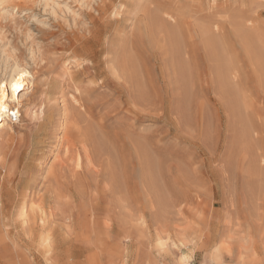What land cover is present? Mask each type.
<instances>
[{
  "label": "rangeland",
  "instance_id": "1",
  "mask_svg": "<svg viewBox=\"0 0 264 264\" xmlns=\"http://www.w3.org/2000/svg\"><path fill=\"white\" fill-rule=\"evenodd\" d=\"M14 61L0 264H264V0H0Z\"/></svg>",
  "mask_w": 264,
  "mask_h": 264
},
{
  "label": "bare ground",
  "instance_id": "2",
  "mask_svg": "<svg viewBox=\"0 0 264 264\" xmlns=\"http://www.w3.org/2000/svg\"><path fill=\"white\" fill-rule=\"evenodd\" d=\"M12 60V59H11ZM19 63V62H18ZM18 63H16L15 61L13 62V64L11 66H9L10 68H8V75H6V78L1 80L0 81V128L3 127L4 125H8V121L7 119L9 118L10 116V113L13 112L14 114H16V116L20 117V111H19V107L22 106L23 104V100H24V97H25V94L26 93V90H28L32 85V80H33V75L31 73V71H29L28 69H26L25 67H22L20 66ZM7 71V70H6ZM4 77V76H3ZM32 82V83H31ZM64 85V84H63ZM61 88V87H60ZM33 89V88H32ZM53 90L50 91V93H48L47 95V98H46V103L48 104V107L52 108V109H56L55 112H49V114H46V106L44 104V106H41L39 111L36 112V111H33L32 107L29 105V104H25L24 105V113L29 116L31 119H42V122H38L39 123V126L40 127L39 129L41 131L44 132V129L45 128H42V127H47L53 123V122H56L57 124V130H59L60 132H65L67 131V121H66V113H65V110L61 107L58 106V104L55 102L56 101V94H57V91L60 89L57 90V88H52ZM31 90V89H30ZM57 90V91H56ZM58 91V92H59ZM26 99V97H25ZM28 99V97H27ZM31 101V100H30ZM32 102V101H31ZM30 102V104H31ZM53 102V104H52ZM25 103H28V100L27 102ZM36 103V102H35ZM42 103V102H41ZM34 104V102L32 103ZM39 105V103H38ZM37 106V104L35 105ZM59 108V109H58ZM22 109V110H23ZM61 109V110H60ZM11 111V112H10ZM10 112V113H9ZM34 112H36V114H34ZM48 112V111H47ZM22 113V114H24ZM67 116V115H66ZM28 118V117H27ZM10 119V118H9ZM19 120V119H18ZM47 122V123H46ZM6 128V127H5ZM7 128H10V126L8 125ZM43 129V130H42ZM7 131V129H6ZM8 134L10 133L9 131H7ZM6 133V132H5ZM5 134H0V147L2 145V142L5 141V139L7 138L6 136H4ZM45 135V134H44ZM6 137V138H5ZM9 137L10 134H9ZM57 137V136H56ZM58 138H61V137H58ZM44 139V138H43ZM46 140V139H44ZM43 140V141H44ZM60 140V139H59ZM64 141V140H62ZM61 141V142H62ZM83 141V140H82ZM66 142V141H65ZM66 144V143H65ZM67 145V144H66ZM65 150V149H63ZM0 152H1V148H0ZM66 152V151H65ZM77 152V151H76ZM81 155V154H80ZM83 157V156H82ZM75 158V157H74ZM85 158V157H84ZM77 161H81V156H77ZM83 162V161H82ZM81 163V162H80ZM78 164V163H77ZM83 164V163H82ZM77 166V165H76ZM81 168V167H80ZM48 171V170H47ZM32 185V184H31ZM33 186V185H32ZM28 186H26L27 188ZM30 187V186H29ZM24 189V188H23ZM30 189V188H29ZM32 189V188H31ZM26 190V189H25ZM28 190V188H27ZM31 192V190H30ZM25 193V192H24ZM27 193V191H26ZM29 193V192H28ZM24 196V195H23ZM24 197H28V195H25ZM21 214L22 216H24L25 218H27V215H28V211H27V207L26 206H23V208L21 209ZM42 217V216H41ZM43 219V218H41ZM40 219V220H41ZM44 221V220H43ZM51 235H44L42 236V240H43V243L45 244L46 246V249L48 250L46 252V254H49L48 252L52 253L53 252V246H52V243L50 241V238ZM182 238V237H181ZM184 239V238H183ZM41 240V239H40ZM167 240V239H166ZM191 240V239H190ZM170 242V240H168ZM190 242V241H189ZM42 243V244H43ZM181 243V242H180ZM222 243V242H221ZM225 243V242H224ZM170 244H168L169 246ZM175 245V244H174ZM227 245V243H226ZM172 246V245H171ZM243 246V245H242ZM208 254V253H207ZM208 256L210 257V259L214 260V262L216 264H221V260H220V256H219V248L216 247L214 248L212 251H210V254H208ZM207 256V257H208ZM223 257V256H222ZM187 258H188V255L187 254H181L180 255V262L181 263H186L187 264ZM222 259V258H221ZM225 259V258H224ZM223 259V260H224ZM211 260V261H212ZM224 262V261H223Z\"/></svg>",
  "mask_w": 264,
  "mask_h": 264
},
{
  "label": "built area",
  "instance_id": "3",
  "mask_svg": "<svg viewBox=\"0 0 264 264\" xmlns=\"http://www.w3.org/2000/svg\"><path fill=\"white\" fill-rule=\"evenodd\" d=\"M9 118H10V120L14 121V120H16L18 118V116H16V114H14L13 112H11Z\"/></svg>",
  "mask_w": 264,
  "mask_h": 264
}]
</instances>
